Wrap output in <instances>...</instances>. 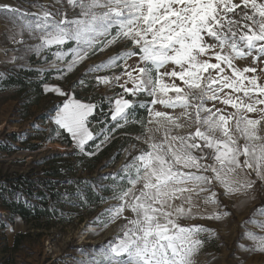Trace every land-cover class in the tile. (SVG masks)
Wrapping results in <instances>:
<instances>
[{"label":"snow or ice","instance_id":"obj_1","mask_svg":"<svg viewBox=\"0 0 264 264\" xmlns=\"http://www.w3.org/2000/svg\"><path fill=\"white\" fill-rule=\"evenodd\" d=\"M56 4L61 7L53 5L50 10L36 4L37 12L23 13L0 2V14L14 26L9 41L23 44L25 54L51 52L52 66L62 74L90 55L121 45L123 50L85 73L109 71L111 75L95 76L97 83L122 89L104 98L113 126L101 143L108 142L116 129L132 124L143 129L134 138L146 146L107 177L112 180L111 195L100 197L101 202L118 203L86 229L99 234L123 220L117 234L95 251L78 249L84 258L77 264H196L206 239L216 232L184 221L222 220L231 213L222 210L221 197L253 200L257 182L264 187V0H56ZM25 33L39 43L28 44ZM68 56L63 67L55 63ZM24 58L13 54L7 62ZM248 58L255 66H240ZM117 68L119 73L112 71ZM44 91L65 97L50 116L55 135L62 130L79 153L94 155L85 146L95 139L90 117L99 105L82 102L56 85L45 84ZM257 213L264 216V206ZM245 223H259L264 230V221L255 217ZM244 236L252 245L241 248L264 254V235L248 230Z\"/></svg>","mask_w":264,"mask_h":264},{"label":"rangeland","instance_id":"obj_2","mask_svg":"<svg viewBox=\"0 0 264 264\" xmlns=\"http://www.w3.org/2000/svg\"><path fill=\"white\" fill-rule=\"evenodd\" d=\"M0 2L9 3L23 13L37 12L38 8L34 7L36 4L47 5L50 10H54L51 7L53 5L61 7V5L56 4V0H0ZM63 7L68 11L69 16L73 14L66 4ZM13 31L14 26L11 19L0 14V73L3 74V76H0V125L7 123V127L0 130V188L3 189V191L0 189V264H77L78 260L84 258L77 251L78 249L95 251L117 234L119 225L124 222L123 220L117 221L116 224L110 225L103 231H99V234H93L91 231H86V229L89 223L101 212L110 205L118 203V201L108 200L107 202H92V204H89L84 196V189H81L79 194L70 200L64 199V202L54 201L49 197L51 188L40 184L33 188L30 195L25 193L11 194L9 186L13 183L14 175H31L32 180H37L39 177L49 179L45 174L46 170H52L56 166L64 170L65 166H63L62 161L72 162L77 160L79 155L84 154L79 153L78 149L74 147V141L71 144L67 143V138L62 130L59 137L55 135L56 126L51 121L50 116L55 114L57 107L60 106L58 103L63 101L65 97L55 93H45L38 104L28 107L24 104V102H27L26 97L28 96L21 93L17 86L4 87L1 79L8 76L14 67H35L41 70L42 73L51 72V80L46 84L59 86L65 92L69 90L68 93L74 94L82 102L96 103L92 100L100 101L101 96H116L122 89L97 83L95 76L111 75L109 71L87 76L85 73L90 66L107 60L110 56L123 50V47L115 45L95 56L90 55L73 71L62 74L57 71L56 67L52 66L55 58L51 55V52H45L39 56L32 52L25 54L23 44H12L8 36ZM23 39L31 45L39 43L36 39H29L27 33L24 34ZM5 49L8 50L7 55H5ZM13 49L19 50L13 52ZM54 50L55 47L52 51ZM13 54L25 58L17 59L14 63L7 62ZM49 56L52 57L50 61L47 60ZM33 58H35L34 61H40V63H34ZM68 59H70V56L66 57L63 62L55 61V63L63 67ZM128 63H134V59L129 60ZM240 66L251 67L255 65L252 63V59L248 58L241 61ZM112 71L119 73L120 69L117 68ZM256 75H260V68H257ZM81 79L85 81L83 85L79 84ZM157 107L164 110L162 106ZM228 110L231 111L230 108ZM179 112L180 110L177 109L174 114L178 115ZM138 113L145 115L142 109H138ZM249 115L255 117V114ZM8 125H17L18 129L11 131ZM35 125H38V127ZM112 126L113 122L110 119L99 134L93 132L95 139L100 138L91 147V151L87 150V147H90L95 139L89 141L85 146L86 151L96 155L106 144L111 142L119 129L111 134L112 138L108 142L101 143L104 133L108 132ZM125 127H130L134 131L129 130L130 133L117 135L119 136L117 143L107 152L96 169L93 171L79 170L75 178L69 176L68 179L64 180L65 185L68 187L73 184L76 187V183L71 179H76L78 176L86 177V184L91 189L94 195L93 198L103 194L104 188L110 189L112 180L107 179V177L110 174L117 173L125 163L131 161L133 156L139 154L140 148L146 147L134 138L143 132L139 125L130 124ZM90 130H92L91 126ZM135 130L138 131L135 132ZM38 142V151H33L30 145ZM47 142H60L64 145V149L48 147ZM97 145H99V148L96 147ZM133 145L136 147L132 148ZM120 148H123L120 158L115 160ZM60 185L61 182L58 180L54 191L60 190ZM38 191L45 192L49 197L47 207L51 213L56 215L48 222L46 220L26 221L19 215H13L6 207V203L19 199L27 208H31L33 204H38V201L43 198ZM217 191L219 192L221 189H217ZM253 192L255 195L253 200H248L244 196L221 197L222 204L225 206L222 210L231 213L222 220L194 219L184 221L187 224L205 225L216 232L215 237L210 240L206 239L204 246L197 255L196 264H264V254L245 251L244 248L239 246L244 245L245 248H248L252 245V241L244 236L248 230L264 235V230L260 228L259 223H245L253 217L258 222L264 221V216L257 213V209L264 206V187L257 182ZM252 194L249 193V195ZM108 196L110 195L103 197ZM60 218H65L66 221L61 222ZM206 237L207 234H203L202 238Z\"/></svg>","mask_w":264,"mask_h":264},{"label":"trees","instance_id":"obj_3","mask_svg":"<svg viewBox=\"0 0 264 264\" xmlns=\"http://www.w3.org/2000/svg\"><path fill=\"white\" fill-rule=\"evenodd\" d=\"M33 61L35 58L32 59ZM48 61L52 60V57L49 56ZM34 63H40V61H34ZM50 73L51 72H44L42 73L41 70L30 67H14L11 69V73L6 76L5 78L1 79V83L4 87H11V86H17L19 88V91L21 93H25L27 98V102L25 106H31L34 104H38L40 102V99L44 96L45 92L43 89L44 84L48 83L50 79ZM68 92H70L68 90ZM77 95H79L77 93ZM31 96V97H30ZM104 96L100 97V101L92 100L96 102V104L99 105L96 112L94 113V117H91L90 120L93 121L91 128L94 133L99 134L101 129L105 126L106 122L108 123L110 121V113L107 102L104 100ZM130 98V97H129ZM62 101L58 103L61 105ZM105 119V121H103ZM97 124V125H93ZM129 130L130 127H124L118 130L117 134L114 136V138L106 144L96 155L94 156H87V155H79L77 157V160L69 162L68 160L62 161L64 170L61 169V167L56 166L52 170H46L45 174L49 177H44L46 179H43V177H39L37 180H32L31 175H14L12 179V184L9 186V190L12 195L16 194H32L33 188L37 185H46L51 188L49 197L52 198L54 201H63L70 200L71 198H74L75 195L79 194L81 189H84L85 197L89 204H92V202H101L100 197H103L105 195H111L110 189H103V194L99 196H95L93 198V194L89 186L86 184L87 178L78 176L76 179H71L73 182L76 183V187L72 184L70 186H66L64 183L65 179H68L69 176H73L72 178H75L77 172L79 170H85V171H93L98 167V165L102 162V159L105 157L107 152L112 149L115 144L118 141L119 134H126L130 133ZM138 130H135V132ZM63 132V131H62ZM67 138V143L71 144L72 140L70 139L69 135L65 132H63ZM122 136V135H120ZM100 137L95 139L91 144L90 147H87V150L91 151V147L99 140ZM30 148L32 150L39 149L38 143H32L30 145ZM123 148H120L118 153L115 156V160L120 158L121 152ZM58 180L61 182L60 190L54 191V189L57 187ZM1 189V188H0ZM3 191V189H1ZM40 196H43L38 201V204H33L31 208H27L25 204L20 201L19 199H15L14 201L10 203H6V207L12 212L13 215H19L22 217V219L28 221H41L46 220L48 222L49 219L54 218L56 215L54 213H51L47 207L49 197L45 194L43 191H38ZM62 196H64L62 198ZM66 196V197H65ZM83 219V217H81ZM61 222L66 221L65 218H60Z\"/></svg>","mask_w":264,"mask_h":264},{"label":"bare ground","instance_id":"obj_4","mask_svg":"<svg viewBox=\"0 0 264 264\" xmlns=\"http://www.w3.org/2000/svg\"><path fill=\"white\" fill-rule=\"evenodd\" d=\"M6 127H7V123H3V124L0 125V130H4ZM8 128L11 131H15V130L18 129L17 125H8ZM46 144H47L48 147L58 148L60 150L64 149V145L61 144L60 142H47Z\"/></svg>","mask_w":264,"mask_h":264},{"label":"crops","instance_id":"obj_5","mask_svg":"<svg viewBox=\"0 0 264 264\" xmlns=\"http://www.w3.org/2000/svg\"><path fill=\"white\" fill-rule=\"evenodd\" d=\"M38 145H39V142H38ZM33 151H35V150H33ZM38 151V150H37ZM28 157V156H27Z\"/></svg>","mask_w":264,"mask_h":264}]
</instances>
